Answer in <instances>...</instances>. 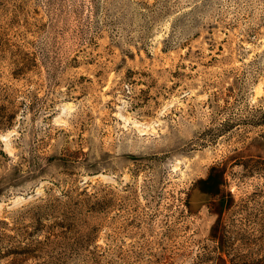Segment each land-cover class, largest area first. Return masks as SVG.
<instances>
[{
    "label": "rangeland",
    "instance_id": "obj_1",
    "mask_svg": "<svg viewBox=\"0 0 264 264\" xmlns=\"http://www.w3.org/2000/svg\"><path fill=\"white\" fill-rule=\"evenodd\" d=\"M1 107L0 217L92 193L68 264H264V0H0Z\"/></svg>",
    "mask_w": 264,
    "mask_h": 264
},
{
    "label": "trees",
    "instance_id": "obj_2",
    "mask_svg": "<svg viewBox=\"0 0 264 264\" xmlns=\"http://www.w3.org/2000/svg\"><path fill=\"white\" fill-rule=\"evenodd\" d=\"M3 109L0 108V128L11 127L15 114H6ZM51 191V187L38 194L31 191L25 195L32 196L29 201L11 206L8 215L0 217L1 264H68V255L60 251V240L90 244L92 228L83 235L79 228L87 222L82 215H92V193L86 186L58 189L56 195Z\"/></svg>",
    "mask_w": 264,
    "mask_h": 264
},
{
    "label": "bare ground",
    "instance_id": "obj_3",
    "mask_svg": "<svg viewBox=\"0 0 264 264\" xmlns=\"http://www.w3.org/2000/svg\"><path fill=\"white\" fill-rule=\"evenodd\" d=\"M36 194H38L39 192L38 191H36L35 192ZM30 197H32L31 195H27V196H22L19 200H15L13 203H11V205L10 206H14V205H16V204H18V203H21V202H24V201H28L29 199H30Z\"/></svg>",
    "mask_w": 264,
    "mask_h": 264
}]
</instances>
